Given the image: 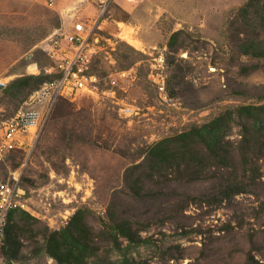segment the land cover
Segmentation results:
<instances>
[{
	"label": "rangeland",
	"instance_id": "obj_1",
	"mask_svg": "<svg viewBox=\"0 0 264 264\" xmlns=\"http://www.w3.org/2000/svg\"><path fill=\"white\" fill-rule=\"evenodd\" d=\"M127 1L0 0V79L9 78V85L46 74L50 38L78 20H98L89 73L98 78L99 94L58 98L52 107L48 96L34 102L43 112L50 108L34 149L0 163V182L22 174L27 208L21 210L37 221H29L33 232L12 262L57 264L42 251L41 233L62 229L83 208L95 234L112 218L138 223L145 243L128 252L137 264H264V157L261 182L219 207L199 200L214 181L151 183L144 192L160 194L150 202L131 200L125 180L149 146L225 108L264 104V60L240 56L229 38L231 22L249 0ZM125 28L141 47L123 40ZM250 64L261 69L241 74ZM57 79L31 81L22 93L0 90V114L12 116ZM122 108L135 112L127 117ZM239 131L233 126L227 139L238 140ZM97 248L89 264L122 259L111 243L100 241Z\"/></svg>",
	"mask_w": 264,
	"mask_h": 264
},
{
	"label": "trees",
	"instance_id": "obj_2",
	"mask_svg": "<svg viewBox=\"0 0 264 264\" xmlns=\"http://www.w3.org/2000/svg\"><path fill=\"white\" fill-rule=\"evenodd\" d=\"M236 18L231 22V48H236L240 56L264 60V0H249ZM179 34L177 32L171 37L169 47L173 46ZM259 69V64L244 65L240 73L248 75ZM48 77V74L21 76L6 89L22 93L31 81L41 84ZM235 125L240 127V138L232 141L227 137ZM263 157L264 104L228 107L203 124L190 125L149 146L143 162L126 171L125 180L129 183L127 196L133 201L152 202L160 193L144 192L146 185L151 183L162 185L164 182L166 186L214 181L213 190L199 200L219 207L235 196L250 193L261 182ZM189 200L196 201V198L189 197ZM190 203L187 201L182 207L186 208ZM29 221L37 222L21 209L10 212L2 248L7 261H14L22 252L26 235L33 232ZM142 231L132 218L120 217L112 218L95 234L87 223V210L81 208L62 229L44 228L41 249L57 264H89L91 257H97V244L101 241L111 243L113 249L120 253L122 259L119 264H137L128 252L145 243ZM261 249L264 251V246Z\"/></svg>",
	"mask_w": 264,
	"mask_h": 264
},
{
	"label": "built area",
	"instance_id": "obj_3",
	"mask_svg": "<svg viewBox=\"0 0 264 264\" xmlns=\"http://www.w3.org/2000/svg\"><path fill=\"white\" fill-rule=\"evenodd\" d=\"M97 23L98 20L81 19L60 37L50 38L46 51L52 65L45 68V73L58 76V79L43 86L36 99L33 97L25 102V106L12 116L5 118L0 114V163L13 153L34 149L50 113V108L44 112L34 108V102L48 96L52 107L58 98L68 99L78 93L99 94L98 78L89 73L93 53L90 40L95 35ZM8 79H0V90L8 87ZM121 112L131 117L135 111L122 108ZM21 175L17 171L10 173L9 180L0 182V264H14L3 256L2 248L10 212L27 208L25 191L19 185Z\"/></svg>",
	"mask_w": 264,
	"mask_h": 264
},
{
	"label": "bare ground",
	"instance_id": "obj_4",
	"mask_svg": "<svg viewBox=\"0 0 264 264\" xmlns=\"http://www.w3.org/2000/svg\"><path fill=\"white\" fill-rule=\"evenodd\" d=\"M121 36H122L123 40H125L129 44H131L137 48L141 47L140 43L136 39L133 38V33L130 29H128V28L123 29Z\"/></svg>",
	"mask_w": 264,
	"mask_h": 264
},
{
	"label": "crops",
	"instance_id": "obj_5",
	"mask_svg": "<svg viewBox=\"0 0 264 264\" xmlns=\"http://www.w3.org/2000/svg\"><path fill=\"white\" fill-rule=\"evenodd\" d=\"M117 3L121 4V5H127L129 4V2L127 0H117ZM124 7V6H123ZM125 8V7H124ZM126 9V8H125ZM30 68H33V66H30ZM36 69V67H35Z\"/></svg>",
	"mask_w": 264,
	"mask_h": 264
}]
</instances>
